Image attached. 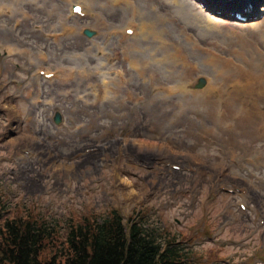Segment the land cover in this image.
Segmentation results:
<instances>
[{
	"label": "rangeland",
	"instance_id": "1",
	"mask_svg": "<svg viewBox=\"0 0 264 264\" xmlns=\"http://www.w3.org/2000/svg\"><path fill=\"white\" fill-rule=\"evenodd\" d=\"M93 2L97 16L121 26V11L110 13L107 0ZM0 6L2 216L33 214L58 227L72 217L115 210L125 226L128 218L141 217L158 238L181 239L180 249L189 259L184 264H264V137L241 127L233 133L224 128L205 132L202 122L210 124L208 116L181 114L169 101L152 99L148 80L128 70L124 59L132 78L129 109L116 103L91 105V95L78 101L76 88L85 89L78 79L62 86L42 83L36 73L52 68L42 62L62 61V70H54L62 74L75 66L74 58L82 61L89 41L99 35L94 17L76 21L94 32L91 39L79 33L59 44L52 36L59 40L67 32L53 28L57 12L50 10L65 11L64 1L0 0ZM263 6L261 0L254 9ZM211 15L228 26L224 41L234 50L240 44L228 28L245 33L255 21L254 16L238 22ZM140 43H150L148 52H155L157 41ZM242 85L255 99L257 86ZM36 99L41 105L34 104ZM54 110L62 115L61 126L52 123ZM91 154L92 159L82 160ZM164 231L169 232L166 238Z\"/></svg>",
	"mask_w": 264,
	"mask_h": 264
},
{
	"label": "bare ground",
	"instance_id": "2",
	"mask_svg": "<svg viewBox=\"0 0 264 264\" xmlns=\"http://www.w3.org/2000/svg\"><path fill=\"white\" fill-rule=\"evenodd\" d=\"M198 1L208 11L211 8L221 11L231 4L245 9L244 0ZM252 1L257 5L261 0ZM64 3L65 11H58L55 7L50 10L57 12V22L53 28H61V32L68 29L65 37L62 34V39L53 36L57 43L62 44L66 37L79 35L82 31L76 23L79 18L72 13L75 5L81 6L84 18L94 17L93 26L99 35L89 41L82 61L78 63L74 58L72 66H75L70 67L69 71L62 74L54 71L61 69L62 61L51 65L50 62L41 61L52 68L37 69L39 78L40 71L46 74L53 72V79L48 82H61L62 86L78 79L85 87L82 91L76 88L78 101H88L91 95L94 98L91 105L116 103L120 108L129 109L127 100L130 101L133 96L132 78L123 68L124 59L128 70L136 72L142 82L148 80L152 87L148 94L154 96L152 99L169 101L181 114L188 111L208 116L210 124L202 122L205 132L212 133L215 129L224 128L233 133L241 127L242 132L252 130L257 136L264 137V106L260 100L264 98L263 7L256 8V21L245 28V33L241 29L228 28V32L237 35L236 40L240 44L234 50L224 41L226 34L223 32L228 26L201 10L197 11L191 0H107L110 13L121 11L125 15L121 26L109 24L103 17L97 16L93 0H65ZM250 15L246 13L245 16L250 18ZM127 29H133L131 37L126 35ZM50 33L57 34V31ZM140 39L152 41L153 44L157 41L154 48L156 53L148 52V47L152 45L143 46ZM81 42L80 47H84ZM98 54L100 59L96 57ZM89 57L93 63L88 61ZM199 80L204 82L201 87H197ZM41 81L46 80L41 78ZM243 81L253 82L257 86L255 99L245 85L241 89ZM260 89L263 90L261 94L258 93ZM38 100H35V105L40 104ZM134 143L138 147L142 144L140 141ZM93 157L94 154L84 155L82 160Z\"/></svg>",
	"mask_w": 264,
	"mask_h": 264
},
{
	"label": "trees",
	"instance_id": "3",
	"mask_svg": "<svg viewBox=\"0 0 264 264\" xmlns=\"http://www.w3.org/2000/svg\"><path fill=\"white\" fill-rule=\"evenodd\" d=\"M3 209V204L0 209ZM51 226L35 215L0 212V264H184L172 240L158 238L141 217L125 225L115 210ZM165 238L169 232L164 231Z\"/></svg>",
	"mask_w": 264,
	"mask_h": 264
},
{
	"label": "water",
	"instance_id": "4",
	"mask_svg": "<svg viewBox=\"0 0 264 264\" xmlns=\"http://www.w3.org/2000/svg\"><path fill=\"white\" fill-rule=\"evenodd\" d=\"M87 35L91 36L92 34L91 33H87ZM53 121H54V123L56 125H59L61 123L62 119H61V116H60L59 112L56 111L54 113Z\"/></svg>",
	"mask_w": 264,
	"mask_h": 264
}]
</instances>
